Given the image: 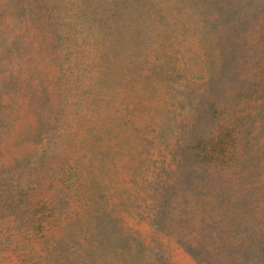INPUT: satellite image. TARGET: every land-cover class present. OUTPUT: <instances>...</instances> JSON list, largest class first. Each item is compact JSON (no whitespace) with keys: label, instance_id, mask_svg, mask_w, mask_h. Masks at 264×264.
I'll return each instance as SVG.
<instances>
[{"label":"rangeland","instance_id":"obj_1","mask_svg":"<svg viewBox=\"0 0 264 264\" xmlns=\"http://www.w3.org/2000/svg\"><path fill=\"white\" fill-rule=\"evenodd\" d=\"M0 264H264V0H0Z\"/></svg>","mask_w":264,"mask_h":264}]
</instances>
